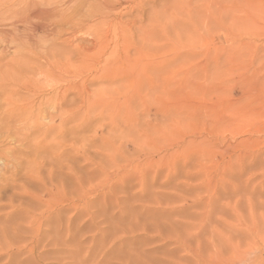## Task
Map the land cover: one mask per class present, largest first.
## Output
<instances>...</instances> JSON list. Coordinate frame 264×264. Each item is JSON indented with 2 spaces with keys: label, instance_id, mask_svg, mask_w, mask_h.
I'll return each mask as SVG.
<instances>
[{
  "label": "rangeland",
  "instance_id": "rangeland-1",
  "mask_svg": "<svg viewBox=\"0 0 264 264\" xmlns=\"http://www.w3.org/2000/svg\"><path fill=\"white\" fill-rule=\"evenodd\" d=\"M210 5L146 2L145 16L152 6L158 11L146 49L161 59L177 55L171 92L186 105L164 130L148 118L151 133L166 136L140 140L144 150L141 129L117 133L107 150L91 149L93 162L75 151L74 171L44 158L34 172L12 176L8 189L1 183L0 264H264V103L231 80L264 44V0ZM244 97L253 99L246 109L235 103ZM2 140L0 148H15L26 166L27 145ZM5 171L10 176L13 167ZM56 185L67 193L46 203ZM26 200L25 221L22 205L15 207Z\"/></svg>",
  "mask_w": 264,
  "mask_h": 264
},
{
  "label": "bare ground",
  "instance_id": "bare-ground-1",
  "mask_svg": "<svg viewBox=\"0 0 264 264\" xmlns=\"http://www.w3.org/2000/svg\"><path fill=\"white\" fill-rule=\"evenodd\" d=\"M148 1L154 0H0V135L3 142L27 145L31 155L22 167L15 148H0L3 189L9 188L10 178L21 169L24 174L34 172L38 159L46 158L61 169L66 164L74 171V152L79 151L83 160L93 162L98 153L91 149L107 150L108 140L117 133L131 136L141 129L143 137L136 140L139 147L140 140L147 141L157 133L166 136L161 130L186 104L171 92V65L177 55L161 59L160 51L146 49L155 41L152 22L158 15L150 6L145 16ZM212 1L201 0V6L209 10ZM167 20L165 26L171 21ZM180 58L181 62L191 60L187 55ZM231 80L264 103V44L255 50L251 66L237 70ZM186 81L185 77L184 84ZM44 90L52 94L40 97L39 91ZM251 102L253 99L244 97L235 103L243 108ZM139 107L148 124L144 129L138 123ZM149 117L155 122L152 127L161 126V130L151 133ZM66 145L71 152H65ZM11 167L10 176L1 173ZM50 190L52 197L46 203L67 193L60 185ZM19 203L15 208L22 205L26 221L27 200Z\"/></svg>",
  "mask_w": 264,
  "mask_h": 264
}]
</instances>
